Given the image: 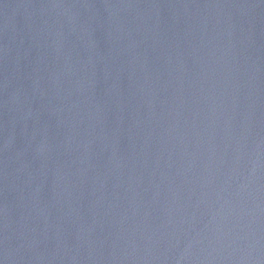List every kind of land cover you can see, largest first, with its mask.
I'll return each instance as SVG.
<instances>
[{
  "label": "water",
  "instance_id": "95a60500",
  "mask_svg": "<svg viewBox=\"0 0 264 264\" xmlns=\"http://www.w3.org/2000/svg\"><path fill=\"white\" fill-rule=\"evenodd\" d=\"M0 264H264V0H0Z\"/></svg>",
  "mask_w": 264,
  "mask_h": 264
}]
</instances>
